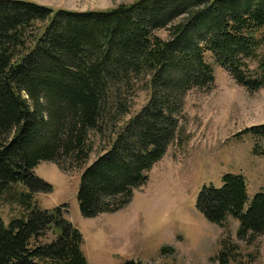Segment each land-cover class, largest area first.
Here are the masks:
<instances>
[{
	"label": "trees",
	"instance_id": "1",
	"mask_svg": "<svg viewBox=\"0 0 264 264\" xmlns=\"http://www.w3.org/2000/svg\"><path fill=\"white\" fill-rule=\"evenodd\" d=\"M209 58L247 90L264 86V0H134L86 11L0 0V204L17 211L8 224L0 216V264H88L63 205L35 200L51 190L35 167L82 170L84 218L121 210L168 147L183 144L186 94L214 84ZM139 89L147 101L123 122ZM91 132L107 140L93 159ZM233 136L253 138L252 154L264 157V123ZM196 206L219 226L237 219L248 244L264 233V186L251 197L240 173L204 186ZM221 245L219 264L242 256Z\"/></svg>",
	"mask_w": 264,
	"mask_h": 264
},
{
	"label": "rangeland",
	"instance_id": "2",
	"mask_svg": "<svg viewBox=\"0 0 264 264\" xmlns=\"http://www.w3.org/2000/svg\"><path fill=\"white\" fill-rule=\"evenodd\" d=\"M32 1L54 9L86 11L134 0ZM209 61L215 75L213 86L190 90L184 99L183 144L168 147L148 172L146 184L134 191L131 202L121 210L84 218L76 200L82 170L65 171L49 161L35 167L36 175L51 185L49 192L36 193L35 200L43 209L63 205L65 216L83 236L88 264L130 260L139 264H219L217 255L223 241L235 244L242 255L228 264H264V233L248 244L237 236V219L229 217L219 226L209 222L196 206L202 188L220 187L224 173L242 174L251 197L264 186V157L252 154L254 139L233 136L264 123V86L249 91L212 58ZM146 101V91L137 90L123 122ZM90 137L93 159L107 147V140L96 133ZM16 212L11 205L0 204V216L6 224Z\"/></svg>",
	"mask_w": 264,
	"mask_h": 264
}]
</instances>
